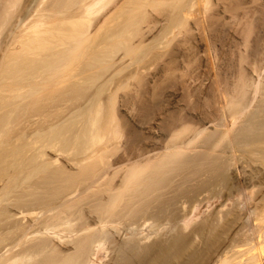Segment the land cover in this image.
Returning <instances> with one entry per match:
<instances>
[{
  "label": "bare ground",
  "instance_id": "1",
  "mask_svg": "<svg viewBox=\"0 0 264 264\" xmlns=\"http://www.w3.org/2000/svg\"><path fill=\"white\" fill-rule=\"evenodd\" d=\"M163 11L166 24L161 38L166 39L157 43L159 49L161 45L166 48L167 57L157 51L158 55L147 60L157 48L148 47L146 37L159 23L163 24ZM159 54L165 58L163 62ZM128 59L132 63L123 67V61L126 64ZM132 65L130 75L125 77L122 72ZM151 66L163 71L160 74L165 80H159L157 72L156 81L159 80L158 87H164L166 81L164 88H155L157 69L151 68L155 71L152 76ZM147 78L156 84L155 89L152 87V113L144 103L145 94L151 93L144 85ZM261 97L264 98V0H0V110L11 107L2 116L6 124L3 126L18 121L17 115L22 113L25 128L36 125L33 134L27 133L23 142L20 139L18 148H10L9 142L0 140V166L4 168L0 176L14 172L3 184L0 181V264H105L101 262V252L110 238L108 226L113 228L116 221L125 224L127 218L132 221V215L145 203L143 198L151 199L156 191L169 189L165 183L170 184L171 171L177 173L181 161H188L189 156L191 160L201 147L199 143L203 141L204 145L209 136L202 139L206 132L222 115L226 121L219 124L221 133L213 147L207 149L215 151L225 139L239 143L244 137V158L250 172H245V188L237 190V197L250 200L254 211L251 210L253 216L249 215L252 223L241 232L246 231L237 235L214 264H264V113L259 103L256 107ZM136 107L142 108L138 112L140 125L128 117L131 113L127 114ZM138 113L134 114L137 118ZM245 124L250 126L249 134H254L249 141L243 134L248 129ZM8 128L1 127L0 132L10 131ZM191 151L194 154L188 155ZM72 153V160L65 157ZM116 153L120 156L111 161ZM63 157L73 161L76 169L67 167V163L66 167H56L65 161ZM193 158L196 161L198 157ZM213 161L211 166L208 161L205 164L211 168ZM193 167L196 165L188 171L194 175ZM197 167L199 170V164ZM204 170L198 173L203 176ZM119 172L120 177H116ZM180 175L171 177L174 184L183 181ZM195 175L191 183L198 181ZM178 176L182 178L180 183ZM18 177L21 183L12 187L19 189L14 193L18 202H11L7 196ZM115 177L120 178L119 182ZM58 180L63 187L47 189ZM162 182L168 187H160ZM94 189L108 196L102 194V200L106 199L92 210V219L99 220L90 219L94 223H89L87 219L84 223L78 206ZM216 197L223 199V189ZM198 204L193 213L183 217L187 230L197 213L200 215ZM142 208L137 215L143 212L142 222L145 220L146 225L150 220L145 218L151 212L149 207ZM66 235L70 239L73 235L79 237L75 236L78 240L72 245L73 252L64 246L69 239ZM135 238L130 239L129 250L127 242L121 245L119 264H144L143 256L139 260V253L135 255L142 247ZM149 261L147 264H151Z\"/></svg>",
  "mask_w": 264,
  "mask_h": 264
},
{
  "label": "rangeland",
  "instance_id": "2",
  "mask_svg": "<svg viewBox=\"0 0 264 264\" xmlns=\"http://www.w3.org/2000/svg\"><path fill=\"white\" fill-rule=\"evenodd\" d=\"M163 13V17L165 18L163 21V24L162 23H159L157 26H159V27H157V28H155L152 32H150V33H148L149 35H147V37H146V39H147V45H149L148 47H150V46H155L157 49H156V51H153L152 52V54L150 53V55H148V58H146L147 60H151V59H153L155 56V54L157 53V51H158V53H159V51H161V52H163L161 55L162 56H164L165 55V49L166 48H163L162 49V47H163V45H161L162 47L159 49V45H158V43H159V41H160V39H162V41H165V40H163V39H166V38H161L162 37V35L164 36V33H165V31H164V27H165V24H166V17H165V11H163L162 12ZM161 13V14H162ZM161 14H160V16H161ZM162 17V18H163ZM160 19H161V17H160ZM161 22H162V20H161ZM161 25V26H160ZM7 30L8 29H6L5 30V32H4V34L2 35V41L4 40V38H5V34L7 33ZM160 37V38H159ZM159 39V40H158ZM158 42V43H157ZM159 46V47H158ZM148 47H146V49L148 48ZM154 53V54H153ZM151 55H153L150 59H149V56H151ZM156 55H158V54H156ZM160 54H159V56H161ZM161 56V61L163 62L164 61V57H167V56H164V57H162ZM164 58V59H163ZM126 61V60H125ZM127 61H129V59L127 60ZM161 62V64H163L164 65V63H162ZM120 63V65H122L123 63V67H126V66H128L129 65V63L131 64L132 62L131 61H129V62H127L126 64H125V62L123 61V63L122 62H119ZM147 64V63H146ZM149 64V63H148ZM117 65V64H116ZM118 67H119V64L117 65ZM116 66V67H117ZM116 67H114V69L116 68ZM163 67V66H162ZM134 68V65H132L131 66V68H127V70H125L124 69V71L122 72V74L125 76V75H130V73H131V70ZM159 69V68H156L155 66H151V67H149V69ZM147 70L148 71V73L152 70ZM157 70H152L149 74H151L152 76H153V73H154V75H155V77H156V79H155V81L157 80V72L159 73V75H158V79L160 80V78H161V80H165V78L160 74V72H163V71H160L159 72V70L157 71ZM114 70H112L111 72H113ZM146 71V72H147ZM121 74V75H122ZM142 74V73H141ZM147 74V73H146ZM254 74V73H253ZM254 75H256V74H254ZM126 77V76H125ZM148 77V76H147ZM151 77V76H150ZM148 79V81H144V85H146L147 86V89L146 90H149L151 93H146L145 95L147 96V97H145L144 99H146V101L144 102V103H146L147 105L146 106H150L149 107V109H150V112L152 113V111H154L152 108H153V106H154V98H153V93L155 92V88H157V89H159V88H164L165 86H166V81L163 83V85H162V83L161 82H163V81H160V83H161V85L162 86H164V87H158V85H160L159 84V80L158 81H156V86L157 87H155V85H153V83L155 82L154 80L152 81L151 79H149V78H147ZM149 81H150V84H149ZM146 82L148 83V84H146ZM152 82V83H151ZM136 83V82H135ZM165 84V85H164ZM145 86V87H146ZM154 89H153V88ZM142 88V87H141ZM149 88V89H148ZM153 89V91H151L152 89ZM142 89H144L145 90V88H144V86H143V88ZM157 89H156V91H157ZM146 90H145V92H146ZM148 91V92H149ZM150 96V97H149ZM153 101V102H152ZM263 102V103H262ZM144 103L141 105V106H143L144 105ZM153 103V104H152ZM261 105V106H259V108L262 110V112L264 113V98H260V100H258V102H257V105H256V107H258V105L259 104ZM151 105H153V106H151ZM146 106H144V108L146 107ZM10 106H7V107H3V109H1L0 110V128L1 127H4V128H6L7 129V126H9L10 128H8V129H10V131L9 130H3V132H0V135L2 134V136L4 135V137L5 138H3L2 136H0V140H2V139H4L5 141H7V142H9V143H7L8 145L7 146H9L10 148L12 147H14V148H18V147H20V146H18L19 144H22L21 143V140L20 139H22V142H23V138H24V140H25V137L28 135L27 133H32V132H34L32 129L34 128V127H36V125L33 127L32 126V129H28L27 127V130H25L26 128H25V123L26 122H24V119H25V117H22L21 118V116H22V114H19V115H17V117H19L18 118V121H16V122H18L17 124H15L14 123V121L12 122V124L14 123L15 125H10V124H8L6 127L5 126H3L5 123H4V120H5V118L4 117H2V116H4L3 114H5L6 112H8L9 110H10ZM147 108V107H146ZM7 109V110H6ZM4 110V111H3ZM133 110L135 111V112H133ZM133 110H128L127 111V114L129 115V113H131L128 117H130L131 118V120L132 121H134L133 123H135V125H137V124H139L140 125V123H141V121H140V114L138 113V112H142L141 110H142V108L140 109H138V107H136V108H134ZM130 111V112H129ZM136 113H138L137 114V116L139 115V119L137 118V117H135L136 115H134V114H136ZM227 113V112H226ZM24 115V114H23ZM221 116V115H220ZM223 116V115H222ZM222 116L221 117H219V120H218V122H216V123H218V124H216V123H214L213 124V126L211 127V130H210V128H209V130L206 132V134H205V136H204V138H202L203 140H205V137H207L208 135V137L210 138V140L209 139H207L206 138V140L207 141H209V143L211 144V145H209V143L206 145V143H205V141H204V145L202 144L203 143V141H202V143L200 142L199 143V145L201 144V147H199V148H201L200 150H199V148H198V150H195V151H191L192 153L190 154L189 152H187L188 153V155H193L194 154V152H195V156H197L198 158H196V161H193L194 160V155H193V157L191 156V160H189L190 158V156L189 157H187L188 155H186V157L188 158V161H189V163H188V161H187V159L185 160V158H184V160H185V162L187 161V163H185L184 161H181L182 163L184 162V164H185V167H187V168H185L184 167V164H182V167L184 168V169H182L180 166H181V164H178V165H180V166H178V169H177V167H176V169L177 170H175L176 172L178 171L179 172V170L181 171V175H180V172L178 173L179 175H180V177H184V175L188 172V174H186L187 176H185L186 178H183V181L181 182V183H185V185L183 186V185H181V183L179 182V180L180 179H182V178H180L179 176V179H178V182L180 183V184H178L177 182L175 183L176 184V186H173V185H175L174 184V181H172V179H171V177H173L174 176V174L175 175H178L177 173H175L174 171H171V175L169 176V177H166V179L167 178H169L171 181H169L168 179H167V181L166 182H168L169 181V183L170 184H168V183H165L166 185H168L169 186V189L167 188V189H165V191H164V189H163V191H159V192H155V194L154 195H151L150 197H151V199H149V197H148V199L146 200L145 198H143V199H145V200H143L142 199V202L144 203V201H145V203H146V205H147V207H146V205L145 206H142V205H144V204H142V205H140L141 203H139V205H140V207L141 208H139V205H137L138 207L137 208H139V209H137L136 210V214H133L132 216V221H131V218H127L128 220L125 222V224H124V221H116V224H114V225H112L113 226V228L111 227V225L110 226H108L109 227V229L110 230H108L109 231V241H108V239H107V241L109 242H106L108 245H105V248H106V246H107V248L106 249H104V252L102 253L101 252V255H103V256H105V259L103 258V256H102V260L103 261H101V262H103V263H105V264H119V259L121 258V245H123L125 242H127L126 243V245L128 246L129 245V242H131L130 241V239L132 240V239H134L135 237V240H137V242L139 243V245L140 246H142L143 247V245L145 246V245H147V247L145 246V249H144V247H143V249H141L142 247H140L139 249H137V251H136V253H135V255H138V253H139V255L138 256H136V257H138L137 259H141L142 258V256H143V258H142V263H146L147 264V262H148V260H150L149 261V263H151V264H214L215 262H217L218 261V257L220 256V255H223L224 253H225V251H226V249H229V247H231V245L235 242L234 240L236 239V237H238L237 235H241V234H243L246 230H244L243 232H241L243 229H246L247 228V225L249 226V223H252V221L250 222V220H252L251 218H252V216H253V214H252V211H254V206H253V204L252 203H249L250 202V200H241V199H239V197H237L238 196V189L239 188H241L243 185H245L244 184V175L246 174L245 172H247V174H248V172H250L249 170V167H248V165H247V163H246V159L244 158V149L246 148V146H245V143H243V140L241 139V141L238 143V142H236V141H234V142H232V143H230L229 142V140L228 139H225L221 144H220V146H218L217 147V149L215 150V151H210V150H208L207 148H209L210 146V149L213 147L212 145H214V143L217 141V139H218V137H219V135H220V133H221V130H222V127H220V126H222V125H219L220 123H223V122H225L226 121V116L224 117L223 116V118H222ZM136 118V119H135ZM21 119V121H19ZM138 119V120H137ZM143 119V118H142ZM225 119V120H224ZM15 120V119H14ZM34 120V119H33ZM130 120V119H129ZM130 120V121H131ZM136 121V122H135ZM143 121V120H142ZM220 121V122H219ZM139 122V123H138ZM6 125V124H5ZM24 125V126H23ZM131 125H133L132 123H131ZM134 125V126H135ZM214 125L216 126V127H214ZM219 125V126H218ZM11 126H12V128H11ZM18 126V127H17ZM16 129H15V128ZM29 127V126H28ZM248 127V125L247 124H245V126H244V128L246 129ZM243 128V130H242V132H244V129ZM249 128H250V126L248 127V129H246L245 131L246 132H244L243 134H245V139H247L248 137L250 138V139H252L253 137V135L254 134H249V132H248V130H249ZM12 129V130H11ZM23 129L25 130V131H28V132H26V134H25V131L23 132ZM1 131H2V129H0ZM20 130V131H19ZM31 130V131H30ZM7 131H9V132H7ZM250 131V130H249ZM6 132V134H4ZM11 132V133H10ZM251 132V131H250ZM8 133H10V134H8ZM24 133V134H23ZM30 133V134H31ZM156 133H158V132H156ZM246 133H248L249 134V136H248V134H246ZM8 134V135H7ZM33 134V133H32ZM242 134V133H241ZM6 135V136H5ZM10 135V136H9ZM35 136V135H34ZM210 136H212V137H210ZM247 136V137H246ZM217 137V138H216ZM11 138V139H10ZM16 138V139H15ZM18 138H19V140H18ZM248 138V141L250 140ZM7 139V140H6ZM124 139H125V137H124ZM124 139L122 140V142H121V144L123 143V141H124ZM3 140V141H4ZM20 141V142H19ZM246 141V140H245ZM244 141V142H245ZM17 142V143H16ZM19 142V143H18ZM159 142L161 143V142H163L162 140L160 141L159 140ZM241 142H242V145H240L241 144ZM235 144V145H234ZM222 145H223V147H222ZM233 145H234V147H233ZM204 148H203V147ZM238 146V147H237ZM245 146V147H244ZM222 149H221V148ZM4 148H6V147H4ZM234 148V149H233ZM205 149H207V150H205ZM226 149V150H225ZM224 150H225V152H224ZM235 150V151H234ZM246 150V149H245ZM50 151V150H49ZM217 151V152H216ZM224 153H223V152ZM26 152V151H25ZM51 152H52V149H51ZM119 152V151H118ZM122 152V151H121ZM121 152H119V154L121 155L122 153ZM240 152V153H239ZM186 153V154H187ZM223 153V154H222ZM226 153V154H225ZM233 153H237L236 155L235 154H233ZM117 154V153H116ZM114 155L115 156V158H114V156L113 157H111V161H113V160H115L116 159V157H118V156H120L119 154H117V155ZM197 154V155H196ZM52 155L54 156L55 155V152H54V154H53V152H52ZM243 155V156H242ZM75 156V154L74 153H72V154H70V155H65V157L66 158H70V160H72L73 159V157ZM242 156V157H241ZM185 157V156H184ZM218 157V158H217ZM234 157V158H233ZM64 158V157H63ZM66 158H64V159H62V161L63 160H65V161H67L68 159H66ZM113 158V159H112ZM235 158L236 159H238V160H235ZM193 159V160H192ZM205 159H206V161H205ZM214 159H216L215 160V162L213 161ZM11 160V159H10ZM70 160H68V162H65V161H63V162H65V163H63V162H61V164H57V165H59V166H57L56 165V167H60L61 165V167H66V163H67V167H69V168H75L76 169V165H74V162L73 161H70ZM198 160V161H197ZM202 160V161H201ZM190 161H192L193 163H190ZM201 161V162H200ZM207 161L210 163V166H211V161H213L216 165H218V164H220V165H218L217 167H216V165L213 163V165L215 166H212L211 168L210 167H208L205 163H207ZM71 162V163H70ZM60 163V162H59ZM63 164H65V165H63ZM188 164H190L191 165V167H190V165H188ZM198 164H199V170L201 171V173H203L202 171L204 170V167H205V170H204V172H206V174H207V177L205 176V175H203V176H205V178L203 177V176H201L200 175V173H198ZM208 164V163H207ZM186 165H188V166H186ZM196 165V168H194V169H196V170H198V171H194L193 169H191L192 170V172H196L197 173V179H198V181H194V183H191L190 182V180H191V178H194V176H196L195 174L196 173H194V175H193V173L191 174V172L189 173V169L190 168H192V166H195ZM203 165H205V166H203ZM72 166V167H71ZM203 166V167H202ZM7 167V166H6ZM179 167L181 168V169H179ZM200 167H202V168H200ZM206 167H208V168H210L209 170H208V168H207V170L208 171H210V172H208L207 170H206ZM189 168V169H188ZM219 168V170H217ZM8 169V168H7ZM68 169V168H67ZM73 169H68L69 171H72ZM212 169V170H211ZM246 169V170H245ZM0 170H4V168H3V165H1L0 166ZM183 170H185V171H183ZM190 170V171H191ZM216 170V171H215ZM8 171V170H7ZM199 171V172H200ZM172 172L174 173L173 175H172ZM120 173V174H119ZM118 173V175L116 176V177H120V175H121V172H119ZM182 173H185V174H182ZM211 173V174H210ZM210 174V176L208 177V175ZM13 176L14 175V172L13 171H8V173H7V175L5 174V176H0V181L2 182L1 184H3L4 182H5V180L9 177V176ZM190 175V176H189ZM223 175V176H222ZM167 176H168V174H167ZM222 176V177H221ZM116 177H115V181L116 182H119V180H120V178H117L116 179ZM199 177H200V179H199ZM202 177V178H201ZM211 177V178H210ZM220 177V178H219ZM196 178V177H195ZM3 179V180H2ZM19 181H17V180H15L14 182L15 183H12L11 184V186H10V188H11V192H10V194L7 196V198L9 199H11L12 198V200H11V202L13 201V199H16L15 197V195H14V193L16 192V191H19V189L18 190H15V189H13L12 187H14V185H16V184H20L21 183V181H22V179H21V177L19 178H17ZM164 181H165V178L163 179ZM185 180V181H184ZM187 180H188V182H187ZM163 181V182H164ZM200 181V182H199ZM213 181V182H212ZM56 182V181H55ZM59 182V183H58ZM115 182V183H116ZM163 182L162 183H160L161 185L163 184ZM190 182V183H189ZM171 183H173V185L171 184ZM183 183V184H184ZM206 183V184H205ZM242 183H243V185H242ZM0 184V185H1ZM164 184V185H165ZM178 184V185H177ZM58 185H60V186H58ZM63 185L64 184H62L59 180L56 182V183H52V184H49V186H48V190L50 189V188H61V187H63ZM161 185H159L160 187H168V186H161ZM170 185H172V186H170ZM82 186H83V184H82ZM178 186V187H177ZM181 186H183V187H181ZM177 187V188H176ZM204 187V188H203ZM212 187V188H211ZM178 188H180V189H178ZM245 188V186H243V188H241V192H242V190ZM51 189V190H52ZM223 189V193H224V197H223V199H219V200H217V199H215V198H217L216 196H218L219 195V192L221 191ZM97 190V191H96ZM169 190V193L167 192ZM181 190V191H180ZM207 190V191H206ZM20 191H21V189H20ZM96 191V192H95ZM99 191H101L100 189H94L93 190V192H92V190L91 191H89L88 192V194H87V198H85L83 201H82V203L78 206V208H80L79 210L81 211L82 210V215H83V217H84V223L85 222H87L88 220H89V223H94L93 221H95V222H97V219L99 220V218H97L96 220H95V218L94 219H92L93 217H95V215L94 214H92V210H94L93 208L94 207H97L98 205H97V203H99V202H101V201H103L104 199H106L105 197H107L108 195V193L107 194H105L106 192L105 191H101L102 193L101 194H99ZM45 192H47V193H51L50 191L48 192L47 190L45 191ZM203 192H204V194H203ZM11 193H13L12 195H11ZM95 193V194H94ZM98 193V194H97ZM162 193V194H161ZM207 193V194H206ZM48 194V195H49ZM95 196H94V195ZM102 194L103 195H105V197H104V199L102 200V198H101V196H102ZM17 195V194H16ZM161 195V196H160ZM216 195V196H215ZM236 195V196H235ZM94 196V197H93ZM153 196V197H152ZM156 196V197H155ZM259 196H261L262 197V194H260ZM14 197V198H13ZM160 197V198H159ZM172 197V198H171ZM215 197V198H214ZM233 197V198H232ZM235 197H236V199H235ZM58 198V197H57ZM59 198H61V196L59 197ZM92 198V199H91ZM98 198H100L99 200H98ZM185 198V199H184ZM208 198H209V200H208ZM260 198V197H259ZM96 199V200H95ZM187 199V200H186ZM196 199V200H195ZM212 199V200H211ZM214 199V200H213ZM233 199H235L236 201L235 202H232V201H234ZM55 200V199H54ZM53 200V201H54ZM101 200V201H100ZM208 200V201H207ZM230 200V201H229ZM259 200V199H258ZM15 201V200H14ZM16 201H17V199H16ZM15 201V202H16ZM97 201V202H96ZM148 201H149V203H148ZM186 201V202H185ZM199 201V202H198ZM209 201H211V202H209ZM213 201H215V202H213ZM4 202V201H3ZM15 202H13V204L15 203ZM18 202V201H17ZM154 202H156V203H154ZM189 202V203H188ZM195 202H197V203H195ZM228 202V203H227ZM95 203V204H94ZM151 203V204H150ZM188 203V204H187ZM199 203V204H198ZM208 203L211 205H208ZM225 203H226V205L228 206V208L226 207V205H225ZM233 204V205H230V204ZM5 205L7 204V202L6 203H4ZM12 204V205H13ZM88 204V205H87ZM90 204V205H89ZM150 204V205H149ZM198 204V208H199V214L200 215H198V213H197V216H196V221L194 220L193 221V224L189 227V229L187 230V228H184V223H183V217L185 216V215H189V214H191V213H193V212H191L193 209H194V207L196 206ZM246 204L248 205V207L246 206ZM84 205V206H83ZM94 205V206H93ZM186 205H187V207H186ZM224 205V206H223ZM4 206V205H3ZM152 206V207H151ZM155 206V207H154ZM208 206V207H207ZM210 206V207H209ZM142 207H145V210H146V208H148L149 207V212H151V213H147L148 215H147V218H145L146 219V221L149 219L150 221H147L146 222V225L145 224H143V222H145V220H143V222H142V217H141V215L143 214V208ZM224 207V208H223ZM226 207V208H225ZM223 208V209H222ZM89 209V210H88ZM97 209V208H96ZM152 209H153V211H152ZM171 209V210H170ZM139 210H142L141 211V215H137V211H139ZM161 210V211H160ZM163 210V211H162ZM252 210V211H251ZM96 211V210H95ZM165 211H167V212H165ZM197 211V212H198ZM165 212V213H164ZM221 212V213H220ZM251 212V213H250ZM93 213H96V212H94L93 211ZM153 213V214H152ZM187 213V214H186ZM220 213V214H219ZM86 214V215H85ZM97 215H99L98 213H96ZM139 214H140V211H139ZM222 214V215H221ZM96 215V216H97ZM135 215V216H134ZM150 215V216H149ZM221 215V216H220ZM249 215H252V216H249ZM158 216H160V217H158ZM148 217H151V219L150 218H148ZM249 217H251V218H249ZM133 218H134V221H133ZM138 218V219H137ZM153 218V219H152ZM221 218V219H220ZM88 219V220H87ZM90 219H92V220H90ZM130 219V220H129ZM87 220V221H86ZM153 220H155V222L153 221ZM82 221H83V218L81 219V223H82ZM91 221V222H90ZM158 223H157V222ZM182 221V222H181ZM80 222H78V223H80ZM117 222H118V224L119 223H121V225L122 224H124L123 226H120V224L119 225H117ZM130 222H131V224H130ZM141 222V223H140ZM153 222V223H152ZM167 222V223H166ZM76 223H77V221H76ZM78 223H77V225H78ZM81 223L79 224V225H81ZM138 223V224H137ZM152 223V225H151V227H150V225L149 224H151ZM155 223H156V225H155ZM130 224V225H129ZM134 224L136 225L135 227H133L134 226ZM142 224L143 225H145V226H143V227H145V228H143V227H138V226H142ZM158 224V225H157ZM99 225V224H98ZM133 225V226H132ZM147 225H149V226H147ZM153 225H155L156 226V228H155V226H153ZM165 225H167V226H165ZM93 226H95V225H93ZM126 226V227H125ZM107 227V228H108ZM111 227V228H110ZM128 227H130V228H128ZM133 227V228H132ZM150 227V228H149ZM155 229H154V228ZM160 229H159V228ZM163 227L165 228V229H163ZM122 228H123V230H122ZM125 228V229H124ZM114 229V230H113ZM162 230V231H159V230ZM186 229V230H185ZM215 229V230H214ZM107 230V229H106ZM122 230V231H121ZM134 230V231H133ZM143 230V231H142ZM152 230V231H151ZM158 230V231H157ZM114 231V232H113ZM121 231V232H120ZM137 232H138V234H137ZM161 233V234H159V233ZM241 232V233H240ZM149 233V234H148ZM163 233V234H162ZM135 234V235H134ZM137 234V235H136ZM139 234H142V236L141 235H139ZM143 234H145V235H143ZM148 234V235H147ZM152 234H154V235H152ZM113 235V236H112ZM132 235H134V236H132ZM152 237H151V236ZM159 235H161V236H159ZM74 237L76 236V235H73ZM71 237V239H70V236H68V235H66V238L68 237L69 239H67V240H65L64 241V243H65V245H64V243H63V241H62V243L61 244H63L64 246H66V248L67 247H71V249H73V250H71V249H69L68 251L69 252H73L74 251V248H73V246H74V241L78 238L79 239V237H75V239H74V237ZM79 236H81V235H79ZM139 238H138V237ZM132 237H134V238H132ZM127 238V239H126ZM65 239V238H64ZM63 239V240H64ZM77 239V240H78ZM115 239V240H114ZM70 240V241H69ZM76 240V241H77ZM128 240V241H127ZM142 240H144V242L142 241ZM148 240V241H147ZM34 241V240H33ZM49 242H51L50 240H48ZM72 241V242H71ZM112 241V242H111ZM37 242V240L35 241V242H32V244H35ZM68 242V243H67ZM120 242V243H119ZM73 243V244H72ZM141 243V244H140ZM148 244H149V246H148ZM68 245V246H67ZM73 245V246H72ZM126 246V249L127 250H129L130 249V245L127 247ZM109 248V249H108ZM121 248V249H120ZM162 249V250H161ZM164 249V250H163ZM105 250H108V252L107 251H105ZM141 252H140V251ZM160 250V251H159ZM139 251V252H138ZM145 252V254H142V253H144ZM148 251V252H147ZM163 251H164V254H163ZM106 252V253H105ZM158 252H159V254H158ZM120 253V254H119ZM162 253V254H161ZM105 254V255H104ZM140 254H141V257H140ZM107 255V256H106ZM218 255V256H217ZM145 256V257H144ZM149 259H148V258ZM218 258V259H217ZM104 260H106V261H104ZM141 261H139V263L141 262ZM144 261V262H143ZM147 261V262H146ZM141 264V263H140Z\"/></svg>",
  "mask_w": 264,
  "mask_h": 264
}]
</instances>
